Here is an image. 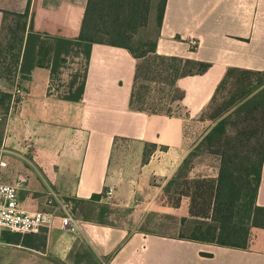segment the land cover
Listing matches in <instances>:
<instances>
[{
  "label": "crops",
  "instance_id": "crops-1",
  "mask_svg": "<svg viewBox=\"0 0 264 264\" xmlns=\"http://www.w3.org/2000/svg\"><path fill=\"white\" fill-rule=\"evenodd\" d=\"M86 4L0 0V26L3 12L28 14L17 70L21 96L4 120L0 177L17 185L22 211L53 214L39 246L2 230L0 264H264L261 227L250 229L246 249H234L97 221L109 205L137 218L180 209L187 216L188 199L170 207L164 188L196 144L190 122L203 120L228 71L264 72V0L165 1L156 54L209 67L178 78L176 109L161 114L131 108L136 60L127 50L78 40ZM41 43L48 47L39 55ZM147 145L154 149L143 161ZM59 202L70 204L76 230L60 227ZM256 204L264 207V158Z\"/></svg>",
  "mask_w": 264,
  "mask_h": 264
},
{
  "label": "trees",
  "instance_id": "trees-1",
  "mask_svg": "<svg viewBox=\"0 0 264 264\" xmlns=\"http://www.w3.org/2000/svg\"><path fill=\"white\" fill-rule=\"evenodd\" d=\"M150 1L87 0L78 40L127 50L136 60L130 96L131 108L150 114H161L163 112L157 110L155 104H147L145 107L138 88L140 80L150 71L149 68L154 65L152 70L158 76L167 73L170 97L176 93L175 82L178 78L201 74L209 65L195 63L192 64L193 69L184 71L183 64L189 61L180 57L156 54L155 39L135 41L137 34L148 23ZM165 1L158 0L156 7L155 19L158 30L163 18ZM2 14L0 65L7 58L11 69L0 68V79L7 81L11 75L15 76L19 67L28 14L26 12ZM9 17L15 19L13 27L6 24ZM4 40L7 41L5 48ZM47 47L46 44L41 43L39 55L42 50L46 51ZM157 62L160 63L159 66L156 65ZM228 76L233 82L232 91L222 102L223 107L219 108V115L214 124L201 137L194 149L195 152L202 150L217 155L219 165L216 177L189 178L186 173L187 165L189 157L195 153L189 152L167 182L164 193L168 205L173 208L179 207L183 198L189 200L188 215L192 219V224L186 229L188 219L186 217L180 219V229L176 236L178 239L246 249L250 239V229L264 228V207L256 204L264 158V134L261 136L258 149L252 145L256 144L258 139L259 131L256 128L258 117L262 116L264 119V72L230 69L226 77ZM11 98V93L0 90V122L4 123ZM250 118L254 125L247 130L245 125ZM232 129L235 130L232 131L233 133ZM145 149L143 161L147 159ZM99 198V195H93L91 200H99ZM200 255L210 256L205 252H200Z\"/></svg>",
  "mask_w": 264,
  "mask_h": 264
},
{
  "label": "rangeland",
  "instance_id": "rangeland-1",
  "mask_svg": "<svg viewBox=\"0 0 264 264\" xmlns=\"http://www.w3.org/2000/svg\"><path fill=\"white\" fill-rule=\"evenodd\" d=\"M158 4V0H151L150 1V8H149V14H148V23L146 24V27L141 30L140 33L137 34L135 41H143V40H154L157 35V24H156V7ZM9 26L15 25V19L9 17L8 21L6 22ZM7 34V33H6ZM6 42L4 40L3 47L5 48ZM156 65H160V63H156ZM184 71H189L190 69H193L194 65L190 63L183 64ZM0 68H9L11 69V66L9 64V60L5 58L4 63L0 65ZM154 68V65L152 68H149L147 72V76L140 80L138 84V88L140 90V95L143 98V103L145 104V107L147 104H155V108L159 111H162L163 113H170L174 112L175 107V101L178 96V94L174 93L172 95H168L169 88H168V79L166 78V74H163L162 76L156 75V72H154L152 69ZM182 68V64H181ZM2 82V89L1 91L7 92L8 90L12 91V93L16 94L17 90L19 91L18 94L21 93L20 91V80L17 79V73L14 77L12 75L9 77V80L4 81V79H1ZM233 88V82L230 79V77H226L223 82L221 83L219 89L217 90V93L215 94V97L213 98L211 104L207 107L205 112L201 115V118L203 120H192L190 122L191 131L188 135V138L191 141V146L197 145L199 142V139L204 134L205 125L211 126V124H214V121L216 117L219 115V108L223 107L222 102L228 98L229 92L232 91ZM20 99V96H14V101L17 103V100ZM11 107V103L9 106V110ZM1 113V111H0ZM1 118V114H0ZM200 118V119H201ZM256 118V117H255ZM259 122L256 124V128L259 132H257V143H253L252 145L255 146V148H259L261 144V136L264 134V119L263 117H258ZM203 121V125L201 126L198 122ZM3 121L0 122V139L2 136V131L4 129ZM254 123L252 119L250 118L248 120V123L245 125L247 130H250L251 127H253ZM243 126H241V129ZM235 131V130H231ZM233 133V132H232ZM154 147L147 146L145 149V152L148 156L150 152H152ZM195 146L191 148L190 153L195 152ZM219 159L217 158V155L213 153H209L206 151L200 150L198 152H195L192 156L189 157V163L187 165V171L189 178H198V177H205V178H215L218 171V165H219ZM185 200V199H184ZM189 203V200H188ZM68 204V203H64ZM82 211H95L96 209L92 205H82ZM185 207V206H184ZM61 209V208H60ZM62 211V210H61ZM73 209H71V212ZM133 212L126 210H117L113 207L109 206H103L100 207L98 211L97 221L100 223H108L109 225H128L131 231H143L148 233H157V234H168L177 236L180 229V219L186 214V211H169V213H162L159 211H148V212H142L140 217H136L132 214ZM186 218L188 219V223L186 225V229L189 228L192 224V219H190L188 213ZM12 237L9 238L12 241H20L24 243H32L37 246L41 245L42 243V237L44 236V230H40L35 235L32 236H25L26 232H11ZM1 239V236H0ZM20 264V258L19 262Z\"/></svg>",
  "mask_w": 264,
  "mask_h": 264
},
{
  "label": "built area",
  "instance_id": "built-area-1",
  "mask_svg": "<svg viewBox=\"0 0 264 264\" xmlns=\"http://www.w3.org/2000/svg\"><path fill=\"white\" fill-rule=\"evenodd\" d=\"M16 92V94L11 95V106L16 104L14 96H21V94H18V90ZM3 166L4 164L0 163V167ZM50 196L52 199L57 200L54 193H51ZM106 196L107 198L112 196V189L106 192ZM17 198V185L7 184L0 177V232L8 230L11 232L37 233L52 220L53 214L50 211H22L18 206ZM49 203H51L50 200ZM59 205L63 211L60 216V227L76 230L79 227L78 221L71 212L70 204L59 202Z\"/></svg>",
  "mask_w": 264,
  "mask_h": 264
}]
</instances>
